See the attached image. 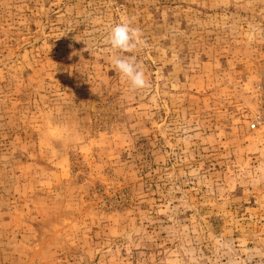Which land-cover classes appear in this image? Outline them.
<instances>
[{
  "label": "rangeland",
  "instance_id": "rangeland-1",
  "mask_svg": "<svg viewBox=\"0 0 264 264\" xmlns=\"http://www.w3.org/2000/svg\"><path fill=\"white\" fill-rule=\"evenodd\" d=\"M0 264H264V0H0Z\"/></svg>",
  "mask_w": 264,
  "mask_h": 264
},
{
  "label": "clouds",
  "instance_id": "clouds-1",
  "mask_svg": "<svg viewBox=\"0 0 264 264\" xmlns=\"http://www.w3.org/2000/svg\"><path fill=\"white\" fill-rule=\"evenodd\" d=\"M106 43L113 50L111 57L113 69L128 83L130 90L136 91L149 87L150 82L135 55H124L135 53L145 44L142 30L133 27L131 21L116 23L110 28Z\"/></svg>",
  "mask_w": 264,
  "mask_h": 264
},
{
  "label": "built area",
  "instance_id": "built-area-1",
  "mask_svg": "<svg viewBox=\"0 0 264 264\" xmlns=\"http://www.w3.org/2000/svg\"><path fill=\"white\" fill-rule=\"evenodd\" d=\"M255 128H256V125L253 124V125H252V129H255Z\"/></svg>",
  "mask_w": 264,
  "mask_h": 264
}]
</instances>
